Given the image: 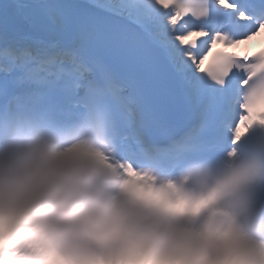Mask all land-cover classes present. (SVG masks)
I'll return each instance as SVG.
<instances>
[{
  "label": "clouds",
  "instance_id": "1",
  "mask_svg": "<svg viewBox=\"0 0 264 264\" xmlns=\"http://www.w3.org/2000/svg\"><path fill=\"white\" fill-rule=\"evenodd\" d=\"M262 77L245 81L233 144L249 115L264 124ZM261 182L264 160L233 149L163 174L115 160L102 133L0 132V248L32 264H264L245 195Z\"/></svg>",
  "mask_w": 264,
  "mask_h": 264
},
{
  "label": "snow or ice",
  "instance_id": "2",
  "mask_svg": "<svg viewBox=\"0 0 264 264\" xmlns=\"http://www.w3.org/2000/svg\"><path fill=\"white\" fill-rule=\"evenodd\" d=\"M108 14L142 44L159 49L177 68L192 67L204 82L201 136L196 143L178 145L173 156L185 155L196 146L222 145L226 129L230 137L235 136L243 112L236 115L234 100L238 90L247 87L245 81L251 83L239 66L256 58L224 53L264 29V0H111ZM210 52L220 53L219 60L229 65L226 73L218 70V64L204 68ZM116 105L111 86L97 80L93 66L76 52L40 68L25 59L13 61L0 74V123L21 115L67 122L88 112L106 124L120 156L130 161L155 158L125 136L116 119Z\"/></svg>",
  "mask_w": 264,
  "mask_h": 264
},
{
  "label": "bare ground",
  "instance_id": "3",
  "mask_svg": "<svg viewBox=\"0 0 264 264\" xmlns=\"http://www.w3.org/2000/svg\"><path fill=\"white\" fill-rule=\"evenodd\" d=\"M17 1H18V0H17ZM17 1H16V2H17ZM5 4H6L5 7L2 8V9L8 8V6H9V2H6ZM21 6H22L21 3H20V4H17L16 7H15V9L17 8V10L20 11ZM15 9H9V12H10V13H13V18L15 17V18L13 19V23H14L13 25H14V26H11V29H13V28L15 27V30L17 29V30L15 31V36L18 37V38H21L22 35H23V33H24V30H23V29H18V27H19V25H20V27H22V28H23L24 26L21 25V23H23V22H22V20L19 18V15L16 14L17 12H16V11L14 12ZM96 253H98V251H97Z\"/></svg>",
  "mask_w": 264,
  "mask_h": 264
},
{
  "label": "rangeland",
  "instance_id": "4",
  "mask_svg": "<svg viewBox=\"0 0 264 264\" xmlns=\"http://www.w3.org/2000/svg\"><path fill=\"white\" fill-rule=\"evenodd\" d=\"M12 249H14V248H12L11 246H9V247H5V250H4V251H1V250H0V258H5L6 255H7V253H8L10 250H12Z\"/></svg>",
  "mask_w": 264,
  "mask_h": 264
}]
</instances>
